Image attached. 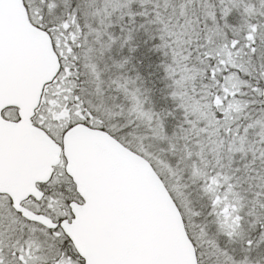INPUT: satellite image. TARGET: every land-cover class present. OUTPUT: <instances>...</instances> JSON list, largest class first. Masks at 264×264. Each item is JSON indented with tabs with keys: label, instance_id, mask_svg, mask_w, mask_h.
Masks as SVG:
<instances>
[{
	"label": "snow or ice",
	"instance_id": "obj_1",
	"mask_svg": "<svg viewBox=\"0 0 264 264\" xmlns=\"http://www.w3.org/2000/svg\"><path fill=\"white\" fill-rule=\"evenodd\" d=\"M0 264H264V0H0Z\"/></svg>",
	"mask_w": 264,
	"mask_h": 264
}]
</instances>
